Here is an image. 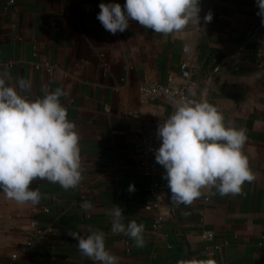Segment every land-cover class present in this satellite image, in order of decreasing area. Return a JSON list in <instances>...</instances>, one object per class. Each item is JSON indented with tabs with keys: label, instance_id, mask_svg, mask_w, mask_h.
<instances>
[{
	"label": "crops",
	"instance_id": "crops-1",
	"mask_svg": "<svg viewBox=\"0 0 264 264\" xmlns=\"http://www.w3.org/2000/svg\"><path fill=\"white\" fill-rule=\"evenodd\" d=\"M101 2L113 0H0V79L6 86L30 81L20 90L29 99L43 98L45 85L65 93L60 102L79 134L83 177L69 190L34 181L37 205L0 193V264H94L70 235L90 230L104 233L118 264H264V42L255 0H201V17L211 11L212 21L167 35L135 20L111 34L96 18ZM184 61L192 98L206 90L225 123L245 130L242 151L253 180L238 195L208 187L190 204H178L161 167L160 208L147 210L152 196L134 140L143 124L167 119L174 102L142 88L166 85L169 77L180 81ZM84 200L92 205L87 212ZM115 205L125 225H144L143 247L112 232L108 213ZM203 231L214 240H203ZM213 245L220 249L209 255Z\"/></svg>",
	"mask_w": 264,
	"mask_h": 264
},
{
	"label": "clouds",
	"instance_id": "clouds-1",
	"mask_svg": "<svg viewBox=\"0 0 264 264\" xmlns=\"http://www.w3.org/2000/svg\"><path fill=\"white\" fill-rule=\"evenodd\" d=\"M201 0H125L101 2L97 19L111 34L124 32L129 21L135 20L154 33L173 34L190 24H207L213 19L209 11L201 17ZM257 15L264 25V0H255ZM31 82L21 79L16 86H6L0 79V193L17 204L37 205L41 195L30 187L36 180L59 184L64 190L75 189L82 182L79 134L67 116L60 97L65 93L44 87L43 98L29 99L20 90L29 89ZM195 97V85L188 90ZM154 115V114H153ZM160 146L154 151L155 161L165 169L164 178L171 200L190 204L201 190L214 187L221 196L238 195L242 185L253 175L242 148L245 130L225 123L223 114L207 100V91L200 98L181 96L174 101L173 113L157 126ZM135 191V185L128 187ZM92 205L84 200L81 208ZM113 233H124L136 247H143L144 225L135 220L122 222L123 209L115 205L108 213ZM78 241L80 252L94 264H118L105 244L102 231L81 236L70 233ZM199 264H214L212 259Z\"/></svg>",
	"mask_w": 264,
	"mask_h": 264
},
{
	"label": "built area",
	"instance_id": "built-area-1",
	"mask_svg": "<svg viewBox=\"0 0 264 264\" xmlns=\"http://www.w3.org/2000/svg\"><path fill=\"white\" fill-rule=\"evenodd\" d=\"M260 39L264 42V25L260 33ZM180 81H175L173 77L168 78L166 85H145L142 91L147 96L163 97L167 102L172 103L181 96L189 97L188 90L192 85V71L189 63L182 62L180 67ZM193 99V98H192ZM163 119L143 124L135 137L134 147L139 156V164L141 165L145 175L148 178L149 193L152 200L146 204L147 210H158L160 208V176L161 165L155 161L154 151L160 146V140L157 137V126ZM161 222V218L157 217L154 228L157 229ZM34 226H39L37 221H33ZM51 231V229H50ZM203 240L212 242L214 233L212 231H203ZM220 249L219 246L210 247L209 255H214Z\"/></svg>",
	"mask_w": 264,
	"mask_h": 264
},
{
	"label": "water",
	"instance_id": "water-1",
	"mask_svg": "<svg viewBox=\"0 0 264 264\" xmlns=\"http://www.w3.org/2000/svg\"><path fill=\"white\" fill-rule=\"evenodd\" d=\"M262 26H263V25L260 23V26H259V28L257 29V31L260 30ZM245 46H246V44L242 47V49H243ZM211 79H212V78H210V82H211Z\"/></svg>",
	"mask_w": 264,
	"mask_h": 264
}]
</instances>
